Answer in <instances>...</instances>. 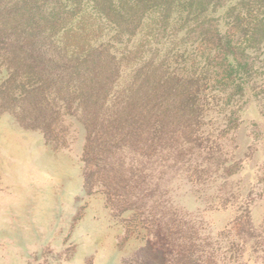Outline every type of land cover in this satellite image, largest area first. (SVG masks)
<instances>
[{
  "label": "trees",
  "instance_id": "obj_1",
  "mask_svg": "<svg viewBox=\"0 0 264 264\" xmlns=\"http://www.w3.org/2000/svg\"><path fill=\"white\" fill-rule=\"evenodd\" d=\"M257 37L264 0H0V114L56 148L68 146L73 117L88 190L141 204L130 168L193 149L206 111L246 87L236 75ZM160 232L174 242L178 224ZM173 246L172 264H216L190 259L182 238Z\"/></svg>",
  "mask_w": 264,
  "mask_h": 264
},
{
  "label": "rangeland",
  "instance_id": "obj_2",
  "mask_svg": "<svg viewBox=\"0 0 264 264\" xmlns=\"http://www.w3.org/2000/svg\"><path fill=\"white\" fill-rule=\"evenodd\" d=\"M258 38L246 42L247 72L235 74L246 87L206 111L193 149L130 168L132 183L139 174L143 179L141 204L115 206L116 197L98 185L88 190L84 130L73 117L66 121L68 146L56 148L1 113L0 264H172L181 238L190 259L212 254L216 264H264V38ZM166 221L178 224L174 242L160 232Z\"/></svg>",
  "mask_w": 264,
  "mask_h": 264
}]
</instances>
